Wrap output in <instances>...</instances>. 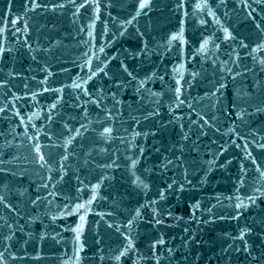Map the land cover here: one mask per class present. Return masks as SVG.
<instances>
[{"label":"water","instance_id":"water-1","mask_svg":"<svg viewBox=\"0 0 264 264\" xmlns=\"http://www.w3.org/2000/svg\"><path fill=\"white\" fill-rule=\"evenodd\" d=\"M139 4L0 0V264H264V0Z\"/></svg>","mask_w":264,"mask_h":264},{"label":"snow or ice","instance_id":"snow-or-ice-1","mask_svg":"<svg viewBox=\"0 0 264 264\" xmlns=\"http://www.w3.org/2000/svg\"><path fill=\"white\" fill-rule=\"evenodd\" d=\"M84 2L87 3L88 0H84ZM62 6H63V5H59V7H62ZM83 6H84V5L82 4V5H80L79 7H83ZM146 6H148V0H140L139 8H140V9H143V8H145ZM196 6H197V7H200L201 5L197 4ZM209 14H211V13H209ZM257 27H259V26L257 25ZM225 32L227 33V29H225ZM172 38L175 39V38H177V37L174 35ZM203 46H204V45L202 44L201 47H203ZM257 47H258V48H259V47H264V44L258 45ZM180 90H181V89H180L179 87H177V88L175 89V91H176L177 93H179ZM53 107H55V105H53ZM238 115H239V114H238ZM111 131H112V129H111V128H108V127H105V128L103 129V133H105V134H110ZM76 134H77V135L80 134V133H79V130H77ZM261 147H264V145H261ZM36 151H37V153H40V146H39V145H36ZM249 155H250V154H249ZM39 161H44V162L46 163V161H45V157H44L43 154H40V155H39ZM254 162H255V161H254ZM133 163H135V162H133ZM262 175H264V173H262ZM145 186H146V185H145ZM257 191H258V189H257ZM249 199H251V198H249ZM80 207H83V205H81ZM236 207H237V208H240V207H241V204L238 203V204L236 205ZM81 219L83 220V217H81ZM131 223H132V221L130 220V221H129V224H131ZM245 231H247V230L241 231V233H240L241 237L244 236ZM160 243H163V241H160ZM121 255H124V253L121 252L120 255H117V256L115 257V259L119 260Z\"/></svg>","mask_w":264,"mask_h":264}]
</instances>
